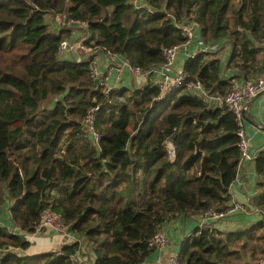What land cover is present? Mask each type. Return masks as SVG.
Instances as JSON below:
<instances>
[{
    "label": "trees",
    "instance_id": "trees-1",
    "mask_svg": "<svg viewBox=\"0 0 264 264\" xmlns=\"http://www.w3.org/2000/svg\"><path fill=\"white\" fill-rule=\"evenodd\" d=\"M142 2L0 0V264H144L167 221L209 210L226 218L236 208L241 151L231 109L187 84L158 99L149 76L104 94L89 57L59 58L69 29L53 28L47 15L84 21L89 40L145 70L164 62L165 47L189 41L184 26H198L206 43L230 45L236 72L223 77L217 52L201 51L185 60L187 81L224 94L236 77L264 72V0ZM93 104L97 142L81 130ZM256 168L264 175V152ZM251 203L260 220L227 232L203 221L184 238L181 264H251L249 243L253 260L264 257V193ZM44 209L60 213L77 240L28 254L26 236ZM86 248L90 259L80 263L75 254Z\"/></svg>",
    "mask_w": 264,
    "mask_h": 264
},
{
    "label": "built area",
    "instance_id": "built-area-1",
    "mask_svg": "<svg viewBox=\"0 0 264 264\" xmlns=\"http://www.w3.org/2000/svg\"><path fill=\"white\" fill-rule=\"evenodd\" d=\"M137 5L143 2L134 0ZM47 20L51 23L53 28H65L68 33L61 38L58 45V56L60 59H77L89 57L91 59L92 75L99 79V84L102 85V92L107 94L108 91L116 88L115 84H120L123 80V72L129 71L137 79H147L148 76L153 78L154 83L159 87L160 93L158 99L163 98L167 93L174 91L187 84L188 88L194 90L201 97H205L210 103L218 105H226L234 113L236 121L239 125V148L241 151V165L244 161L251 159L250 140L246 130L245 112L248 110V101L250 98L256 96L260 91L264 90V72L249 79L235 78L230 89L224 93H212L204 87L200 79L194 82L187 81L189 78L188 72L184 69L176 71L174 69L175 61L178 52L182 46H187L194 38V32L191 26H184L189 41L184 44L174 46H167L163 49L164 62L154 68L147 70L140 66L132 65L125 57L108 50L106 47L96 44L94 40H89V35L82 28L86 27V23L80 20L68 18L65 13H56L47 15ZM203 52H214L219 49L217 44H208L201 38L197 40ZM104 55L110 67L107 72H101L98 68V59L100 55ZM188 57L191 56L187 53ZM115 83V84H114ZM99 104L91 105L85 116L82 119L81 130L87 134L90 139L97 142L100 139L99 132L96 129L95 118L99 111ZM171 155H174L173 146L169 144ZM261 152H264V145ZM236 207H242L236 204ZM206 219H222L225 213H217L215 211H207L204 215ZM203 226V223L201 224ZM51 231L54 235L62 239L70 241L77 240L76 237L67 231L64 218L55 210L44 209L41 217L35 226V233L27 235L26 238L30 240L33 236L42 235L46 231ZM168 242L167 235L162 226L157 230L151 239V244L157 248H163ZM80 252L75 254V258L81 263L87 260V255H80ZM256 264H264V257H260L255 261ZM166 264H181L178 254L172 256Z\"/></svg>",
    "mask_w": 264,
    "mask_h": 264
},
{
    "label": "crops",
    "instance_id": "crops-1",
    "mask_svg": "<svg viewBox=\"0 0 264 264\" xmlns=\"http://www.w3.org/2000/svg\"><path fill=\"white\" fill-rule=\"evenodd\" d=\"M190 26L194 32V38L189 45L180 48L174 65L176 71L183 70L185 60L188 57L187 53L194 56L196 52L198 54L203 51L197 44V40L200 38L198 26ZM215 44L219 45V49L214 51V53L217 52L218 57L221 59L222 76L225 78L233 76L236 70L232 67H227L229 63L230 45L226 44L223 49H220L222 42H217ZM262 44L264 46V42ZM212 56L213 55L211 54L210 57ZM108 67H110V64H108L105 56L101 54L98 59V68L104 73L108 71ZM148 79L153 80L152 76ZM144 82L145 79H137L129 73V71H124L122 82L118 85L114 84L117 87L130 88L134 86V84L140 86V84H143ZM252 98L248 101L250 104L247 111L249 115L246 117L245 123L250 140V152L252 158L244 161L240 166L237 179L231 187L232 200L235 202V207L236 204L242 207H236L228 217L223 219H206L204 215H192L189 217L180 215L167 221L162 226L168 238L167 244L163 248L156 250L152 257L144 264H166L172 256L179 253L184 238L190 232L194 231L195 228L199 227L203 221L209 220L212 228L227 232L240 230L262 218L261 211L251 203V200L264 193V175L259 173L256 168V159L259 157L262 146L264 145V93L254 96L253 99ZM5 224H8V221H5ZM38 236L39 235L30 239L31 245L26 250L28 254L59 250L65 244L70 243V240L62 239L59 236L54 235L52 232H45L42 236ZM251 247L252 243H249L245 251L244 262L256 264L250 254ZM82 252H85V246L82 247ZM87 252V259H90V251H88V249ZM83 256H86L85 253Z\"/></svg>",
    "mask_w": 264,
    "mask_h": 264
},
{
    "label": "water",
    "instance_id": "water-1",
    "mask_svg": "<svg viewBox=\"0 0 264 264\" xmlns=\"http://www.w3.org/2000/svg\"><path fill=\"white\" fill-rule=\"evenodd\" d=\"M94 83H95V85H97V84H99V79L96 77L95 79H94ZM264 93V90H262V91H260L258 94H257V96L258 95H261V94H263ZM254 98V97H253ZM252 98V99H253ZM248 105H249V102L247 103Z\"/></svg>",
    "mask_w": 264,
    "mask_h": 264
},
{
    "label": "rangeland",
    "instance_id": "rangeland-1",
    "mask_svg": "<svg viewBox=\"0 0 264 264\" xmlns=\"http://www.w3.org/2000/svg\"><path fill=\"white\" fill-rule=\"evenodd\" d=\"M141 2H142V0H140ZM196 54H197V52H196ZM196 54H194V55H196ZM141 85V84H140ZM134 86H137V84H134ZM40 236H42V235H40ZM40 236H38V237H40ZM33 237H35V236H33ZM27 253V252H26Z\"/></svg>",
    "mask_w": 264,
    "mask_h": 264
}]
</instances>
